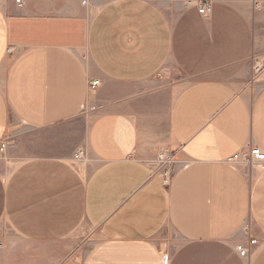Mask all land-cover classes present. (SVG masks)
Here are the masks:
<instances>
[{"label": "crops", "instance_id": "crops-1", "mask_svg": "<svg viewBox=\"0 0 264 264\" xmlns=\"http://www.w3.org/2000/svg\"><path fill=\"white\" fill-rule=\"evenodd\" d=\"M16 1L0 0V264H264V162H227L264 152V0Z\"/></svg>", "mask_w": 264, "mask_h": 264}, {"label": "built area", "instance_id": "built-area-1", "mask_svg": "<svg viewBox=\"0 0 264 264\" xmlns=\"http://www.w3.org/2000/svg\"><path fill=\"white\" fill-rule=\"evenodd\" d=\"M16 2L19 5H24V0H17ZM211 11H212L211 6L207 4H202L199 9V13L202 15H206L210 13ZM9 52H12L11 49H9ZM263 70H264V65L259 63L257 67V71L260 73ZM99 86H100V81L99 80L94 81L91 85V89L96 90ZM2 148H5V145H3ZM82 154L83 153H80L79 155H77V157H80V155ZM160 158H161L160 160L161 165L167 167V170H165L164 175H165V184L168 185L170 183L172 172H173V169L171 170V168H168L172 159L168 156L165 157V155H161ZM239 161H244L248 164L263 163L264 162V152L260 148L248 147L244 151L240 153H236L227 159V162L230 164L234 162H239ZM251 243L255 244L256 241L253 240ZM237 250L240 252L241 256L244 257L247 255V250L242 245H239L237 247Z\"/></svg>", "mask_w": 264, "mask_h": 264}, {"label": "rangeland", "instance_id": "rangeland-1", "mask_svg": "<svg viewBox=\"0 0 264 264\" xmlns=\"http://www.w3.org/2000/svg\"><path fill=\"white\" fill-rule=\"evenodd\" d=\"M98 8H94V10H97ZM261 63L264 65V60L261 61L260 59L257 60L254 64V72H255V76L260 75L261 73H259L257 71V67L258 64ZM163 80L167 83L168 81H170V84L172 87H174V89L176 91L180 90L181 88H183L185 85L188 84V79H186V77H170L171 79L169 80V77L167 74H165L164 76H162ZM93 240H95V233L93 231H91L90 229H84V232L82 233V246L88 244L89 242H92ZM88 242V243H87Z\"/></svg>", "mask_w": 264, "mask_h": 264}]
</instances>
